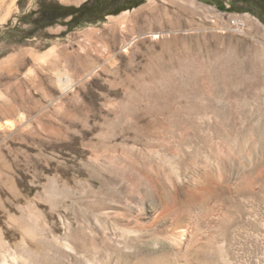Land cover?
<instances>
[{"label": "rangeland", "instance_id": "1", "mask_svg": "<svg viewBox=\"0 0 264 264\" xmlns=\"http://www.w3.org/2000/svg\"><path fill=\"white\" fill-rule=\"evenodd\" d=\"M93 2L0 0V264L87 263L78 253V231L88 224L79 190L90 184L101 123L120 128L112 131L118 147L111 159L101 158L102 177L131 150L151 159L150 190L175 186V206L160 223L136 227L143 236L136 249L125 247L119 230H107L123 261L135 252H166L171 264H264V4L143 0L77 26L68 23L71 16H59ZM235 17L245 22L243 33L231 26ZM62 51L78 53V65ZM17 59L19 71L6 73ZM14 97L23 101L7 113ZM210 154L213 171L200 162ZM120 180L107 183L112 199L98 187L83 198L86 209L111 201L135 214L152 201L136 194L143 199L138 205L124 191L130 183ZM87 231L98 242V259L106 260L102 228ZM168 231H186L190 245L184 237L173 243Z\"/></svg>", "mask_w": 264, "mask_h": 264}, {"label": "bare ground", "instance_id": "2", "mask_svg": "<svg viewBox=\"0 0 264 264\" xmlns=\"http://www.w3.org/2000/svg\"><path fill=\"white\" fill-rule=\"evenodd\" d=\"M66 1H70V0H66ZM135 14H136V12L134 13V16H135ZM127 16L128 15L125 12L124 14H122L120 16V18H124ZM52 52H54V47H52L50 49V51H48L47 53L36 55L35 58L38 60L43 59L47 55L51 54ZM60 56H62V58L65 61L73 60L78 65V61H79L78 53L72 55L71 53L62 51ZM79 56H81V55H79ZM84 57H86V59L88 58L87 55ZM81 59H83V58H81ZM55 61H57V59H55ZM84 62H86V61H84ZM20 63H21V59L14 60L10 65L7 66L5 72L6 73L8 72L9 74L16 73L17 71H19ZM55 72H56L57 79L59 81H63V82H61V85H65L67 82V79L65 78V76L63 77V74L61 75L60 74L61 72L59 73V71H57V70ZM21 99L22 98L18 99L17 97H14L13 102L8 103L7 104L8 106L6 105L7 106L6 107L7 113H13L14 110L16 109V106H18L22 103L23 100H21ZM128 99H130V98L128 97ZM123 109H124V107H123ZM114 114H116V112H114ZM114 114H113V116H115ZM18 116H19V118H21V120L24 119L23 115L19 114ZM112 119H114V118H112ZM107 123H108V121H107ZM116 123H119V122L116 121ZM124 123L122 124V126L125 125ZM142 123H144V122H142ZM117 126L114 124H111V123H108V124L101 123L100 125L97 126V128L102 132L101 134L102 135L104 134V136H102V137L98 136L99 138H97L94 141V143H92L93 164L91 165V174H90V177L88 179L90 181V184L87 187L88 189L85 188L87 186V185H85V187L82 186L79 190L80 196H82L81 198H79V199H81L80 200L81 201V207L80 208H82V210H83L82 217H84L82 220H87L88 224H86L84 226L81 225L80 229L78 228L79 229V231H78V253H81L83 255V257L87 261L86 264H119L120 262H123V264H171L172 261L169 260V258H167L168 256L165 255L166 252L163 254H158V255H154V256L149 255V254H144L143 256H140L139 255L140 253L135 252L134 254L127 255L128 259L123 261V259H124L123 255L124 254H123L121 248H119L120 247L119 244L117 242H113L112 239H114L113 238L114 236L111 237L108 235L107 230L112 231L113 229H115V230L117 229V230H119V233H120L119 236L123 237V243H124L125 247L136 249L139 246V242H140L139 238L143 237L141 232L139 231L140 228L137 229L136 227L139 225L141 226L143 221L144 222H150L151 225H158L160 223V221L163 219V217L165 216V214L168 211H170L169 209H172L175 206V201H174V197H173V195H175L174 194V192H175V186L174 185L171 186V189L168 191L163 190L165 187L163 188L162 186H161L162 188H159V186L157 188V186H156L157 184L155 185L156 187H154V188H152L153 186L151 187L152 190L149 189L148 183H150L149 182L150 181L149 180L150 168L148 167V164L151 162L150 161L151 159L149 160L150 157L146 158V160H145V159H142V157H141L142 154H141V156H139L135 153H132L131 150H128L126 153L124 152L128 156V160H125L126 162H121V161H119V163L116 162L115 170L114 169L110 170L109 171L110 174L108 173L109 174L108 179H105L104 177H102V175H100L98 173L99 167H101V165L103 164V163L101 164V158H106V159L110 160L111 158L108 157V155L110 154L109 151L113 150L118 145V143L115 142V138L112 134V131H114L116 129H120V128H117ZM162 126L164 128L165 125H162ZM149 129L150 128H148V132L150 133ZM120 131L122 132V130H120ZM127 132H129V131H127ZM118 133H119V130H118ZM126 134H128V133H126ZM152 134L153 133H151V135ZM156 134H157V132H156ZM114 135H115V133H114ZM130 137H131V135H130ZM147 137H148V135H147ZM150 138H152V137L150 136ZM146 139H148V138H146ZM152 143H154V142H152ZM155 143H156V141H155ZM143 151H146V150H143ZM153 158H154V156H153ZM212 159H213V156L211 154L210 155H204V156H202V159L200 162L204 163L206 166H209L211 168L212 166L215 165V163H217V162L214 163ZM122 160H124V159H122ZM154 161H155V158H154ZM211 161L214 163V165L211 164L212 163ZM117 165H118V167H117ZM150 165H152V167H153V164H150ZM219 166L217 168H220ZM160 168H162V167H160ZM214 168H211L210 171ZM217 168L215 169L216 171L214 173L219 178L220 177V175H219L220 171L217 170ZM154 171H156V170H154ZM208 172H209V170H208ZM166 174L168 175V173H166ZM162 175H163V173H162ZM158 176H160V175L158 174ZM116 178H120L121 180L128 181L130 183V185L132 186L130 190H127V189L124 190V187L122 189L125 192L128 191L127 194L130 197V199H132V200L136 199L138 205L141 203V200H143V199L142 198L138 199L136 197L137 196L136 194H141L142 196H147V197L149 196V197H151L150 199L152 201H150L149 203H146L144 206H142V208H140V212L135 213V214H133V213L136 210L133 209L131 206H128L127 204H125L126 206L121 207V205L112 204L111 201L101 202V201L95 200L96 202H92L90 204V210L86 209V206H87V208H89L88 204L84 203L82 199L85 198L89 193H91V192L94 193L96 191L95 188H97V187L105 190L104 193L106 194L107 198H110V199L113 198V196H114L113 191L111 188L107 187V183L110 180L111 181L115 180ZM218 178H217V180H218ZM82 181H84V179ZM171 181H169V182H171ZM171 185H172V182H171ZM201 186H202V184H199L200 190H203L204 187L203 186L201 187ZM84 210H86V211L88 210L92 214L91 216H93V218L90 220L88 218H86L87 217L86 211H84ZM84 224H85V222H84ZM96 225H99L102 228L101 243H102V246L105 247L109 252V253H107L108 256L106 257V260L98 259V257H97L98 242H97L95 237H88L87 234H89V233L86 234V232H89V231H87L88 229L90 230V232L95 230ZM165 235H166L165 237L167 239L171 240L173 243H178L179 245H180V243H183L182 241L184 238H186V241H188V244L190 245V241H192L191 239L193 238L190 234H187L186 231H168ZM182 237H184V238H182ZM186 241H184V242H186ZM63 244L65 246H68L69 248L73 249V247H71V245L68 242H63ZM0 245H2V237H0ZM36 246L38 247L39 244L37 243ZM213 254H215V253H213ZM167 255H168V253H167ZM173 257H175V256H173ZM175 262H176V260H175ZM6 263L7 262L5 261L2 264H6ZM191 263H194V262H191Z\"/></svg>", "mask_w": 264, "mask_h": 264}, {"label": "trees", "instance_id": "3", "mask_svg": "<svg viewBox=\"0 0 264 264\" xmlns=\"http://www.w3.org/2000/svg\"><path fill=\"white\" fill-rule=\"evenodd\" d=\"M116 0H94L93 4L88 5L87 3H83L79 6H70L66 7V11L61 13L60 17L71 16L68 23L71 26H77L81 22H95L97 20H102L108 14H116L127 8H132L140 5L143 0H138L134 3H129L127 5H122L121 7L113 8L109 10L108 5L113 6ZM231 2H243L249 4L250 7H255L257 9H261V4H264V0H230ZM58 7V8H57ZM56 7L57 9L59 6ZM231 9V8H230ZM97 15V16H95Z\"/></svg>", "mask_w": 264, "mask_h": 264}, {"label": "built area", "instance_id": "4", "mask_svg": "<svg viewBox=\"0 0 264 264\" xmlns=\"http://www.w3.org/2000/svg\"><path fill=\"white\" fill-rule=\"evenodd\" d=\"M230 23H231V26L234 28V30L240 33H243L246 27L245 22L243 21L241 17L232 18Z\"/></svg>", "mask_w": 264, "mask_h": 264}]
</instances>
